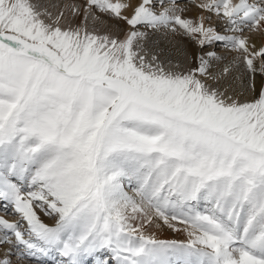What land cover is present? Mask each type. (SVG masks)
Listing matches in <instances>:
<instances>
[{
  "label": "snow or ice",
  "instance_id": "obj_1",
  "mask_svg": "<svg viewBox=\"0 0 264 264\" xmlns=\"http://www.w3.org/2000/svg\"><path fill=\"white\" fill-rule=\"evenodd\" d=\"M197 7L0 0V264H264V0Z\"/></svg>",
  "mask_w": 264,
  "mask_h": 264
},
{
  "label": "rangeland",
  "instance_id": "obj_2",
  "mask_svg": "<svg viewBox=\"0 0 264 264\" xmlns=\"http://www.w3.org/2000/svg\"><path fill=\"white\" fill-rule=\"evenodd\" d=\"M202 2H204V0H194V2H193V0H179V6L181 8H183L184 11L189 12V10L194 11L195 8H197V5L202 3ZM234 2H235V0H234ZM165 6H167V5H165ZM199 11H201V9H199ZM203 12H204V15H205L204 17L207 20V22H206L207 25H208L207 27H210L211 23L212 24H216V23H220V22H224L225 23V21H223L220 17H217L215 14L209 13V12L204 11V10H203ZM105 19L107 21V25L108 26L103 28V30L111 31L113 33H122V32L127 30V26H124L120 21H117L115 19L107 20L106 17H105ZM217 31L220 34H223V35H232L231 32L226 31L225 27L222 28V29H218ZM182 38L183 37H180V35H176V36L169 35V36H166V37L165 36H161L160 39H159L160 48L164 49L165 52H166V49H167L168 45H170V44H178V43L184 42L183 40H181ZM186 42L188 43V45H190L192 48H195L197 50V52L199 51V53H200L201 50H200V48L198 47V45L194 41L188 40ZM203 51H205V52L215 51L217 54L220 52L221 53V57H224V58L227 55H222V54H224L225 52H229V53L232 52L230 49L225 48L223 46V42H215L211 46H206L203 49ZM192 63H195V60L192 61ZM224 65H227V63L224 62ZM11 213H12V209L10 208L6 214L0 213V217H3L4 219H7L9 222H11V221L16 222L19 219V216L11 214ZM44 221L47 222L48 225H50V226L54 225V221L50 217L44 216ZM177 239H179V238L177 236H175V237H173L171 239H168L167 241H182V240H177ZM1 248H4V247H0V249ZM13 260H15V257H13ZM21 264H23V262H21Z\"/></svg>",
  "mask_w": 264,
  "mask_h": 264
},
{
  "label": "bare ground",
  "instance_id": "obj_3",
  "mask_svg": "<svg viewBox=\"0 0 264 264\" xmlns=\"http://www.w3.org/2000/svg\"><path fill=\"white\" fill-rule=\"evenodd\" d=\"M124 2H127V0H124ZM137 2H138V0H132L133 4H135ZM199 9L200 8L197 7V8H195L194 11H191V10H189V12L183 11L181 13V15L184 18H189V19H193V20H197L198 21L201 16H203V17L205 16L203 10L201 9V11H199ZM130 13H131V10H129V12H127L125 14L126 15H130ZM206 22H207V20L204 17L205 27L208 26ZM122 24L124 26H126L124 23H122ZM210 27H212L213 29H215L217 31L218 29L224 28L225 27V23L224 22H220V23H216V24H212L211 23ZM221 35H223V34H221ZM180 37H183L181 40H183L184 42L178 43V44H170V45H168V47L166 49V53H167V55L171 56L174 60H178V61H181V62L185 63L186 65H189V64L192 63V61H194V54L199 53V51L197 52V50L195 48H192L190 45H188V43L186 41H188L190 39H188L187 37H184L182 35H180ZM257 43H259L258 39H257ZM218 55L221 56V53L219 52ZM222 55H227V56L225 57V59H223L221 62L218 63L217 67H222L224 65V62L229 64L230 63V59L229 58L233 55V53L232 52L231 53L225 52ZM214 70H216V67H214ZM257 83H259V77L257 78ZM40 216H41V219L43 220V222L48 224L47 222L44 221V215L42 213H40ZM11 222H13V221H11ZM177 227H183V225L177 224ZM154 234H155L157 239H161V240H168V239H171V238H173L175 236H177L179 238L177 240H182V241L187 240V236H186L185 233H183V232H175L172 229L167 228L166 226L163 227L160 230H154ZM5 251H6L5 248H1L0 249V255H2ZM23 264H26V262H23Z\"/></svg>",
  "mask_w": 264,
  "mask_h": 264
}]
</instances>
